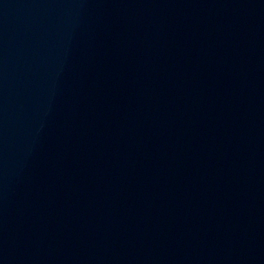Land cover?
<instances>
[{
  "label": "water",
  "instance_id": "obj_1",
  "mask_svg": "<svg viewBox=\"0 0 264 264\" xmlns=\"http://www.w3.org/2000/svg\"><path fill=\"white\" fill-rule=\"evenodd\" d=\"M0 264H264V0H0Z\"/></svg>",
  "mask_w": 264,
  "mask_h": 264
}]
</instances>
